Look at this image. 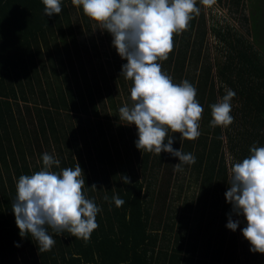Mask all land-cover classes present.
<instances>
[{
	"label": "trees",
	"instance_id": "16d2710c",
	"mask_svg": "<svg viewBox=\"0 0 264 264\" xmlns=\"http://www.w3.org/2000/svg\"><path fill=\"white\" fill-rule=\"evenodd\" d=\"M232 4L243 9L244 0H233L231 8ZM197 5L201 7L200 0ZM250 8L251 17L244 19L247 23L252 19V42L215 26L211 30L217 53L212 55L206 48V24L202 29L192 26L187 31L194 38L185 40L187 31L174 35L168 59L158 61L174 83L187 80L196 88L205 113L200 124L206 129L198 139L188 141L169 132L174 150L196 158L192 165H181V176L172 173L178 158L136 148V130L118 127L116 134L107 135L100 123L98 134L82 129L92 112L101 117L99 97L103 106L104 97L109 99L119 122L116 97L130 95L132 81L121 74L127 61L119 56L108 62L110 73L101 63L95 67L92 56L89 61L83 58L88 49L78 35L91 33L93 22L81 9L84 22L73 19L76 7L71 0H61V12L50 18L44 16L42 0H0V264H264V255L251 252L241 234L246 226L243 217L232 214L225 199L231 166L247 158L253 146L264 147V59L254 47L263 37L259 30L264 25V0H254ZM46 59L53 65L48 63L47 68ZM227 89L235 92L233 123L210 127L211 105ZM29 96H37L33 101L46 108L28 105ZM74 122L80 126L77 140ZM80 139L83 147L76 143ZM27 141L35 147L27 146ZM74 151L78 161L71 157ZM46 152L60 161L52 171L79 164L85 197L101 210L98 228L87 242L48 229L56 243L50 251L39 252L30 235H19L11 206L19 177L40 171ZM34 161L39 164L30 168ZM187 174L194 175L200 189L195 201L184 198L180 209L177 199L190 185L181 179ZM122 176L129 178L127 184ZM114 196L125 203L117 207ZM230 215L241 221L234 232L226 227Z\"/></svg>",
	"mask_w": 264,
	"mask_h": 264
},
{
	"label": "clouds",
	"instance_id": "9594fccd",
	"mask_svg": "<svg viewBox=\"0 0 264 264\" xmlns=\"http://www.w3.org/2000/svg\"><path fill=\"white\" fill-rule=\"evenodd\" d=\"M213 0H200L211 4ZM100 29L112 36V46L127 63L121 74L132 81L131 104L119 109L125 125H135L138 150L160 155L169 153L178 158L174 166L192 165L196 158L180 149L174 150L169 132L181 139L194 141L200 136V120L204 111L196 99V88L187 80L174 83L162 71L158 61L168 59L173 50V37L186 31L194 16L199 15L197 0H71ZM44 16L61 12V0H42ZM235 92L226 90L223 98L211 105L210 127H227L233 123L231 100ZM167 141V143H165ZM43 168L31 175H21L16 183V197L11 209L19 235H30L39 252H48L56 241L48 229L57 235L64 232L87 242L98 228L97 213L101 210L85 197V179L78 163L74 168L59 167L60 161L47 152L42 156ZM229 187L225 193L232 214L242 216L246 226L242 236L250 251L264 255V147L253 146L250 155L230 168ZM123 183L129 178L122 176ZM90 188H96L92 185ZM108 197L105 196V200ZM117 207L125 201L118 196ZM239 219L229 216L227 229L236 231Z\"/></svg>",
	"mask_w": 264,
	"mask_h": 264
},
{
	"label": "rangeland",
	"instance_id": "374dc122",
	"mask_svg": "<svg viewBox=\"0 0 264 264\" xmlns=\"http://www.w3.org/2000/svg\"><path fill=\"white\" fill-rule=\"evenodd\" d=\"M199 0H197L198 3ZM233 0H213V2L211 4L208 5H204L200 3L201 7H197L200 9L199 15H196L193 17V19L190 21L189 23V27L188 29L193 27H198L200 29H202L205 24H206V28L208 31L207 34V45L206 48L208 49V53L209 50L211 48V53L212 55H215L217 53L216 51V44L217 41L214 38V35L212 33V28L213 27H226V32L227 29H231L233 30V34L238 33L237 36H241L243 37V39H246L249 42L253 41V30H252V19L250 18V22L247 23L246 20L244 19V16L246 17H251V6H252V2H254V0H244V7L241 11V9L237 10L236 6H234L232 4V8H231V3ZM263 1V0H260ZM72 12V16L73 19H82L84 22V19L82 18V14L79 13L81 12V10H79L78 8H76L75 10L71 11ZM262 15H260L261 17ZM80 27H82L84 32L88 31V27H83V24H79ZM91 33H87L85 34L86 36H79V39L81 40L82 45L86 46L85 48L88 49V52H85V56H83V58H85L86 60L89 61L88 58H91L92 56V60H93V65L95 67H100V63L103 64L106 69L109 71H111V68H109L108 66V62L112 61L115 59V57H118V54L115 50V48L112 46V36L107 33L106 31H103L102 29L99 28L98 25L94 24L91 25ZM263 29H260L259 32L262 34L260 36H263L262 38H259V46H254L256 51L260 50V52L258 53V56L261 59H264V25H261ZM210 29V30H209ZM187 31V30H186ZM191 35L194 38L193 34H190V31H187L185 33L184 39L188 40L187 37H191ZM259 36V37H260ZM95 39V40H94ZM262 39V42H260ZM94 44L96 45V48L94 46ZM261 45V46H260ZM72 49H73V45ZM48 63L50 65V63L53 65V62L50 60L46 59V65L48 68ZM199 73L201 74V76L203 77L204 73H202V70L199 69ZM61 75H63V72H60ZM92 76V75H91ZM57 78V77H56ZM101 80V77H100ZM126 80V79H125ZM111 82V81H110ZM73 83V81H72ZM112 84H116L114 82H111ZM54 85H57L58 88V83L57 80L54 81ZM72 86V85H71ZM57 88H55L57 90ZM67 89H73V87H69L68 85L66 86ZM115 88V87H113ZM48 90V87L46 88ZM60 88H58L59 90ZM120 89V88H119ZM49 92V90H48ZM49 95V94H48ZM50 96V95H49ZM37 96H29V101L26 102L28 103V105L38 108H42L45 109L46 106H44L42 103L39 102H35L33 101L34 99H36ZM99 99L101 100V98L99 97ZM99 100V107H100V111H101V117L98 119L95 117V114L92 112L91 115H89V117H85L87 119H85L84 121H86V123L82 126L83 130H86L88 128L93 129V132L98 134V123H100L101 125H103V127L105 128V130L107 131V135H111V134H116V131L118 130V127H122V128H130L133 130H136L135 125H125V122L123 120L115 121L114 119V115L116 114L115 109L111 107L110 101L109 99H103V102H106V105L103 106L101 101ZM116 103H117V110L119 111V109L124 106L126 103L127 104H131V100H130V95H126L124 92L122 95H119L118 97H116ZM37 105V106H36ZM22 106L24 107V104L22 102ZM49 107V106H48ZM36 112V111H35ZM106 114L109 115V117H106ZM205 113L202 114V118L200 120L199 123H201L203 120H205ZM113 117V118H112ZM108 118H110V120H107ZM22 119L24 121V123L27 124L28 126V117L26 114H22ZM211 120H209L207 122V124H210ZM108 125H112V128H108ZM73 127L75 128V135L76 140L79 139V134H80V130L78 129L80 126L77 122L73 123ZM201 129L204 131L206 129L205 126H203V124H200V128L199 131H201ZM119 132V131H118ZM90 136H94V135H90ZM78 145H80L81 143V139L76 142ZM26 145L29 147H35L34 143L30 144L28 141L26 142ZM66 146V144H64ZM73 145V144H72ZM80 147H83V145L81 144ZM52 151V150H51ZM29 156V155H28ZM56 156V155H55ZM71 157L78 161L79 157L77 156L76 152H72ZM29 158H31L29 156ZM81 159H85V155L81 156ZM39 162V159H36ZM36 161H34L33 165L34 166H30V164L28 163V165L30 166V168L36 167V163H38ZM39 164V163H38ZM176 165V163L174 164V166ZM43 166V165H42ZM43 167L40 168V170H42ZM171 169V166H170ZM166 168H163L161 170V173H163V171H165ZM178 170H176L175 168L173 169L172 173H176ZM182 171L179 170L177 175H181ZM182 176V175H181ZM181 179H185V182L190 183L189 186H185L186 188H184V191L182 192V198L177 199L180 209H183V206L185 205V200H191L193 199L195 201V196L197 194V190H199L200 188L198 186H200L199 184H195L194 182V175H185L184 177H182ZM190 180V181H189ZM182 181V180H181ZM178 191V190H177ZM195 208V206H194Z\"/></svg>",
	"mask_w": 264,
	"mask_h": 264
}]
</instances>
